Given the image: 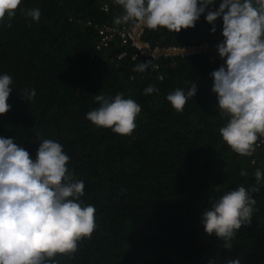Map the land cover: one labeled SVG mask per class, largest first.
I'll return each mask as SVG.
<instances>
[{"label": "trees", "instance_id": "16d2710c", "mask_svg": "<svg viewBox=\"0 0 264 264\" xmlns=\"http://www.w3.org/2000/svg\"><path fill=\"white\" fill-rule=\"evenodd\" d=\"M32 8L40 10L39 22L21 11ZM205 14L178 33L145 28L143 38L152 45L206 43L211 49L223 39L222 19L213 33ZM121 15L113 0H22L15 16L0 24V74L13 80L0 136L33 159L43 139L61 143L67 167L85 183L81 200L96 209L91 238L72 255L57 254L55 264H227L236 258L264 264V181L258 184L254 176L257 169L264 172V153L240 156L219 135L227 117L219 116L210 73L223 60L209 49L159 58L152 62L157 68L135 72L146 61L133 59V48L117 37L98 47L96 26L114 25ZM193 82L196 94L176 112L166 96L177 88L187 92ZM149 86L158 91L144 95ZM30 89L36 91L31 99ZM117 93L141 106L130 136L85 118L99 107L95 95ZM240 186L256 200V211L225 249L222 240L205 234L201 213Z\"/></svg>", "mask_w": 264, "mask_h": 264}, {"label": "clouds", "instance_id": "9594fccd", "mask_svg": "<svg viewBox=\"0 0 264 264\" xmlns=\"http://www.w3.org/2000/svg\"><path fill=\"white\" fill-rule=\"evenodd\" d=\"M22 0H0V24L16 14ZM123 9L114 25L131 22L149 30L166 29L178 33L195 26L202 14L215 32V21L222 19L223 39L216 45L223 64L210 73L211 91L216 94L219 116L227 122L219 135L231 150L250 156L264 136V0H113ZM207 10V11H206ZM26 17L39 22L38 8L21 9ZM10 26V24L8 25ZM152 62L138 63L133 71L143 73ZM12 77L0 74V114L10 109L7 100L12 91ZM155 86L143 90L144 95L157 92ZM193 82L185 92L177 88L166 96L176 112L196 94ZM29 99L35 89L27 90ZM99 107L85 118L96 127L130 136L141 113V106L122 93L114 97L94 96ZM33 159L29 152L0 136V264H45L57 254H74L83 239H90L97 227L93 205L81 200L85 183L75 178L67 167L70 157L61 143L43 139ZM241 176L247 173L243 170ZM256 182L264 181L257 169ZM258 191V189H253ZM256 200L248 189L240 186L212 202L201 213L205 234L232 247L231 241L242 226L251 224ZM209 264H214L210 261ZM227 264H240L238 258Z\"/></svg>", "mask_w": 264, "mask_h": 264}, {"label": "built area", "instance_id": "2783aa9c", "mask_svg": "<svg viewBox=\"0 0 264 264\" xmlns=\"http://www.w3.org/2000/svg\"><path fill=\"white\" fill-rule=\"evenodd\" d=\"M107 7L103 9L106 10ZM96 26V25H95ZM98 32V47L107 46L109 42L117 37L123 45H128L133 48L132 58H143L144 61H155L159 58H165L167 56H187L194 53L207 51L209 46L206 43L190 45V46H176V45H152L148 41L144 40L143 34L145 28L142 26L134 25H122L116 27L110 24H101L96 26ZM121 53L119 57L123 56ZM154 68L158 65L152 64ZM258 146L255 150L261 149L264 153V136L257 142ZM262 169L264 170V163L262 164Z\"/></svg>", "mask_w": 264, "mask_h": 264}, {"label": "rangeland", "instance_id": "374dc122", "mask_svg": "<svg viewBox=\"0 0 264 264\" xmlns=\"http://www.w3.org/2000/svg\"><path fill=\"white\" fill-rule=\"evenodd\" d=\"M211 53H216L217 51H216V48H211L210 50H209Z\"/></svg>", "mask_w": 264, "mask_h": 264}, {"label": "crops", "instance_id": "0c3cea01", "mask_svg": "<svg viewBox=\"0 0 264 264\" xmlns=\"http://www.w3.org/2000/svg\"><path fill=\"white\" fill-rule=\"evenodd\" d=\"M210 48V47H209ZM211 48H216V46H214V47H211Z\"/></svg>", "mask_w": 264, "mask_h": 264}]
</instances>
